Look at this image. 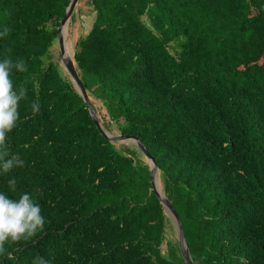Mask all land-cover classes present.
I'll list each match as a JSON object with an SVG mask.
<instances>
[{
    "label": "trees",
    "instance_id": "16d2710c",
    "mask_svg": "<svg viewBox=\"0 0 264 264\" xmlns=\"http://www.w3.org/2000/svg\"><path fill=\"white\" fill-rule=\"evenodd\" d=\"M69 3L0 0V58L24 60L11 79L27 90L7 138L24 164L0 190L16 177L10 195L31 193L45 217L0 264H185L142 154L96 129L52 59ZM89 3L72 60L103 132L155 160L193 264H264V0Z\"/></svg>",
    "mask_w": 264,
    "mask_h": 264
},
{
    "label": "clouds",
    "instance_id": "9594fccd",
    "mask_svg": "<svg viewBox=\"0 0 264 264\" xmlns=\"http://www.w3.org/2000/svg\"><path fill=\"white\" fill-rule=\"evenodd\" d=\"M7 32V28L0 31V37ZM13 70L24 72L26 70L24 60L0 58V177L24 164L19 154L9 151L7 144L8 135L19 120V102L25 98L27 91L24 87L14 88L11 79ZM39 111V103L33 101L31 112L36 114ZM6 183L7 190H0V253H4L6 241H26L41 231L45 225L41 206L33 195L29 192H20L18 196L10 195L17 192V179L14 176H9ZM33 264L52 262L44 257H36Z\"/></svg>",
    "mask_w": 264,
    "mask_h": 264
},
{
    "label": "water",
    "instance_id": "95a60500",
    "mask_svg": "<svg viewBox=\"0 0 264 264\" xmlns=\"http://www.w3.org/2000/svg\"><path fill=\"white\" fill-rule=\"evenodd\" d=\"M78 0H70V3L68 7L66 8L65 15L60 21V24L56 27V42L59 49V61L61 63V68L66 72L70 82L72 83L73 87L77 91V93L82 98L83 103L86 106V109L96 127V129L110 142H132L134 146L138 149V151L142 154L144 159L147 162V165L149 166V180L151 185V191L155 194L157 197L159 204L161 205L164 214L170 218V220L173 222L176 232H177V244L180 251L181 258L185 264H193L188 252V245L184 236L183 232V226L181 223V220L171 205V203L166 199L164 196L162 190L157 189L158 182V169L155 163V160L147 153L145 147L143 144L134 137H128V136H120V135H112L107 134L103 132L101 128V124L99 123L98 118L95 116L92 106L90 104L89 98L86 94V91L79 79L78 71L81 72V70L75 67L72 57L70 54H68L67 49L65 47V39L63 35V28L68 26V22L70 20V17L74 11V8L77 4Z\"/></svg>",
    "mask_w": 264,
    "mask_h": 264
},
{
    "label": "rangeland",
    "instance_id": "374dc122",
    "mask_svg": "<svg viewBox=\"0 0 264 264\" xmlns=\"http://www.w3.org/2000/svg\"><path fill=\"white\" fill-rule=\"evenodd\" d=\"M92 1V0H91ZM92 7L91 4L89 3V0H78L77 4L74 8V11L70 17V20L68 22V26L65 27V30L63 28V35L65 39V47L67 49L68 54H70L71 57H73V54L76 49V44L77 41L80 40L81 38H84L86 34L90 31L94 19H95V13L92 12ZM51 54H52V59L54 62L59 63L61 67V63L59 61V49L57 46V42L54 43V45L51 48ZM264 65V56L262 60L260 61ZM63 70V69H62ZM64 71V70H63ZM65 72V71H64ZM66 73V72H65ZM98 108V113L100 114L101 118L104 115V109L99 106V104L96 105ZM112 135H118L117 131L113 129ZM118 145H125L127 147L134 148V144L132 142H117ZM144 163L147 164L146 160L141 158ZM158 177V182L159 186L162 189L160 180H159V175ZM167 217V216H166ZM170 221V224L167 226L166 230V238L168 239H176L177 237V232L176 228L173 224V222L170 220L169 217H167ZM161 249L164 251L166 249L165 242L161 246Z\"/></svg>",
    "mask_w": 264,
    "mask_h": 264
},
{
    "label": "bare ground",
    "instance_id": "6f19581e",
    "mask_svg": "<svg viewBox=\"0 0 264 264\" xmlns=\"http://www.w3.org/2000/svg\"><path fill=\"white\" fill-rule=\"evenodd\" d=\"M64 30H65V27H64ZM157 189L161 191L160 186L158 184H157Z\"/></svg>",
    "mask_w": 264,
    "mask_h": 264
}]
</instances>
